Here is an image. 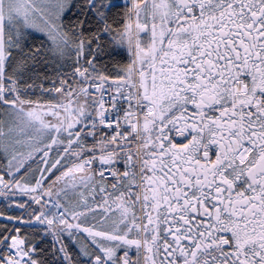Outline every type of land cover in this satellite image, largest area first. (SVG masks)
<instances>
[{
	"label": "snow or ice",
	"instance_id": "obj_1",
	"mask_svg": "<svg viewBox=\"0 0 264 264\" xmlns=\"http://www.w3.org/2000/svg\"><path fill=\"white\" fill-rule=\"evenodd\" d=\"M0 264H264V0H0Z\"/></svg>",
	"mask_w": 264,
	"mask_h": 264
}]
</instances>
